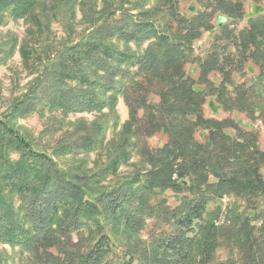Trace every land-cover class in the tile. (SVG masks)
Wrapping results in <instances>:
<instances>
[{
	"label": "trees",
	"instance_id": "1",
	"mask_svg": "<svg viewBox=\"0 0 264 264\" xmlns=\"http://www.w3.org/2000/svg\"><path fill=\"white\" fill-rule=\"evenodd\" d=\"M98 1H81L83 10L88 5L89 28L62 42L0 116V242L20 246L41 264H264V224L257 234L247 217L237 226L242 216L236 213L235 228L220 227L214 224L218 210L208 211L225 193H261L264 150L253 130L204 115L208 102L264 121V14L238 30L234 23L244 15L239 0H197L204 9L190 16L180 12L179 0H102L101 9ZM33 5L0 0V24L8 13L23 17ZM41 13L35 14L39 23ZM215 27L209 49L197 55L195 44ZM249 62L259 73L236 82L234 74L245 73ZM188 64L197 65V79ZM120 98L128 109L121 142L106 163L85 174L61 167L16 124L40 104L68 113L107 109L81 137L58 148L91 151L111 120L118 125ZM196 130L207 131L204 142ZM156 133L167 142L151 148L145 139ZM133 152L149 168L96 190L94 181L114 173ZM167 190L177 195L176 206L168 204ZM147 218L153 220L149 240L141 237ZM89 225L88 243L73 242ZM223 246L229 256L219 262L215 255Z\"/></svg>",
	"mask_w": 264,
	"mask_h": 264
},
{
	"label": "rangeland",
	"instance_id": "2",
	"mask_svg": "<svg viewBox=\"0 0 264 264\" xmlns=\"http://www.w3.org/2000/svg\"><path fill=\"white\" fill-rule=\"evenodd\" d=\"M81 1L83 0H34L33 8L25 16L17 17L11 13L6 15L5 20L0 24V48L1 45L4 46L3 51L0 52V116L10 112L16 102L23 97L55 51L61 47L62 42L78 38L89 28L90 22L84 19L88 5L85 6L86 11L83 10ZM155 1L149 0V4L152 5ZM239 1L244 5V15L241 20L234 23L238 30L247 26L251 17L264 14V0ZM73 5L75 8L71 10L70 6ZM179 7L180 12L185 16L193 15L196 11L204 9L197 0H179ZM97 8H102V0L98 1ZM38 12H42L41 23L36 18ZM218 31L219 29L215 27L197 41L195 44L197 55L202 56L209 49L214 33ZM133 48L135 47L133 46ZM24 51L25 53L30 51L29 55H24ZM186 69L190 76L195 79L198 78L199 69L196 64H188ZM244 72L243 74H234L236 82L240 83L246 78L256 76L259 70L249 62L246 64ZM210 77L216 82L220 80L219 74L216 73H212ZM151 100L158 102V97L152 95ZM107 114V109L102 113H68L60 109H50V107L40 104L32 114L18 118L16 124L29 137L35 148L52 155L61 167L66 168L69 172L80 175L101 167L100 165L108 161L114 148L120 144L121 125L128 119V109L123 98L119 99L115 114L118 125H114L113 120L115 119L108 123L103 130L100 144L95 149L64 154L60 153L58 148L70 140H77L86 132V130H81L82 128H87L91 123L103 119ZM204 115L217 119L229 118L235 121L239 128L245 131L253 130L257 134L258 146L264 150V121L262 118L251 119L248 114L237 110L227 111L216 106L213 108L208 102L204 106ZM229 132L235 134L233 129ZM207 134L206 130H196L195 137L198 141L204 142ZM145 140L151 148H158L167 142V137L162 133H156ZM147 168H149L147 162L145 163L140 155L133 152L132 156L121 163L114 173L108 174L101 181H94V186L96 190L108 189ZM261 173L264 182V168L261 169ZM164 195L169 205L176 206L178 204V197L172 191L167 190ZM16 204L17 206L20 204L17 197ZM213 210L219 212V215L214 219L216 226L235 228L233 220L237 218L235 214L238 213L242 217L240 221H237V226L243 218L247 217L250 224L254 226L255 233H257L259 230L257 228H261L264 224V188L260 194L255 195L225 193L209 205L208 211L212 212ZM152 224L151 218L145 220L141 231L143 239L149 240ZM91 229L92 225L84 227L83 231L74 235L73 242L80 239L82 243H88L91 239ZM234 250L237 251L236 248ZM215 256L217 261L224 262L229 256V251L223 246L217 249ZM0 259V264H41L35 260L31 253L21 250L20 246L1 242Z\"/></svg>",
	"mask_w": 264,
	"mask_h": 264
},
{
	"label": "water",
	"instance_id": "3",
	"mask_svg": "<svg viewBox=\"0 0 264 264\" xmlns=\"http://www.w3.org/2000/svg\"><path fill=\"white\" fill-rule=\"evenodd\" d=\"M222 21H223V19L220 20V22H222Z\"/></svg>",
	"mask_w": 264,
	"mask_h": 264
}]
</instances>
